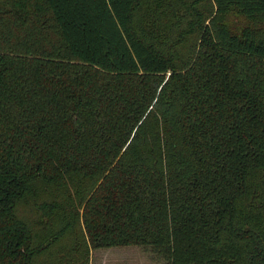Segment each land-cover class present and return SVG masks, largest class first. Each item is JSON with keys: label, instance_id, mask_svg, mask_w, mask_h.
Masks as SVG:
<instances>
[{"label": "trees", "instance_id": "16d2710c", "mask_svg": "<svg viewBox=\"0 0 264 264\" xmlns=\"http://www.w3.org/2000/svg\"><path fill=\"white\" fill-rule=\"evenodd\" d=\"M264 264V0H0V264Z\"/></svg>", "mask_w": 264, "mask_h": 264}, {"label": "rangeland", "instance_id": "374dc122", "mask_svg": "<svg viewBox=\"0 0 264 264\" xmlns=\"http://www.w3.org/2000/svg\"><path fill=\"white\" fill-rule=\"evenodd\" d=\"M89 264H168V262L150 249L119 247L92 251Z\"/></svg>", "mask_w": 264, "mask_h": 264}]
</instances>
